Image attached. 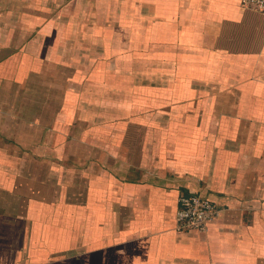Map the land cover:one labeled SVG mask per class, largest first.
Listing matches in <instances>:
<instances>
[{"label":"crops","instance_id":"obj_1","mask_svg":"<svg viewBox=\"0 0 264 264\" xmlns=\"http://www.w3.org/2000/svg\"><path fill=\"white\" fill-rule=\"evenodd\" d=\"M206 263L264 264V15L0 0V264Z\"/></svg>","mask_w":264,"mask_h":264},{"label":"built area","instance_id":"obj_2","mask_svg":"<svg viewBox=\"0 0 264 264\" xmlns=\"http://www.w3.org/2000/svg\"><path fill=\"white\" fill-rule=\"evenodd\" d=\"M240 4L264 15V0H240ZM220 211L221 208L215 202L201 193H181L175 213V229L204 232L208 224L218 218Z\"/></svg>","mask_w":264,"mask_h":264}]
</instances>
